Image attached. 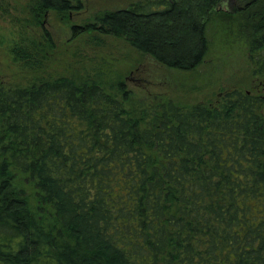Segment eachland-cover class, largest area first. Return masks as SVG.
Returning a JSON list of instances; mask_svg holds the SVG:
<instances>
[{
  "label": "trees",
  "instance_id": "trees-1",
  "mask_svg": "<svg viewBox=\"0 0 264 264\" xmlns=\"http://www.w3.org/2000/svg\"><path fill=\"white\" fill-rule=\"evenodd\" d=\"M223 1L138 0L72 33L190 72L221 28L247 45L260 95L137 101L101 72L0 84V264H264V0L233 12ZM84 4L27 10L42 29L47 13L70 20ZM42 31L13 44L17 64L43 68L54 43Z\"/></svg>",
  "mask_w": 264,
  "mask_h": 264
},
{
  "label": "rangeland",
  "instance_id": "rangeland-1",
  "mask_svg": "<svg viewBox=\"0 0 264 264\" xmlns=\"http://www.w3.org/2000/svg\"><path fill=\"white\" fill-rule=\"evenodd\" d=\"M1 1L0 84L29 86L43 78L101 72L110 83L123 81L137 101L160 98L195 104L216 99L223 91L233 89L263 93V86L251 78L247 45L243 40L223 35L221 28L209 32V53L204 62L190 72L165 68L123 39L92 32L73 36L72 26H83L97 13L124 8L138 0H84V10L72 14L70 20L47 13L43 28L50 33L54 48L46 51L42 69L24 68L14 61L11 48L20 38L41 39L43 28L30 20L27 8L32 0ZM227 3L221 10L233 12L241 4L238 0Z\"/></svg>",
  "mask_w": 264,
  "mask_h": 264
},
{
  "label": "flooded vegetation",
  "instance_id": "flooded-vegetation-1",
  "mask_svg": "<svg viewBox=\"0 0 264 264\" xmlns=\"http://www.w3.org/2000/svg\"><path fill=\"white\" fill-rule=\"evenodd\" d=\"M227 1H228V0H225V2H223V3L221 4V6H225V3H226V5H228Z\"/></svg>",
  "mask_w": 264,
  "mask_h": 264
}]
</instances>
